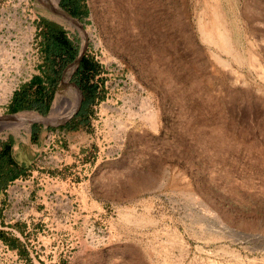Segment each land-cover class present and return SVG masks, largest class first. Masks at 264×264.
Wrapping results in <instances>:
<instances>
[{
	"label": "rangeland",
	"instance_id": "rangeland-1",
	"mask_svg": "<svg viewBox=\"0 0 264 264\" xmlns=\"http://www.w3.org/2000/svg\"><path fill=\"white\" fill-rule=\"evenodd\" d=\"M84 2L78 26L59 0H0V115L38 73L42 18L104 87L85 125L0 129L24 167L0 264H264V0Z\"/></svg>",
	"mask_w": 264,
	"mask_h": 264
},
{
	"label": "trees",
	"instance_id": "trees-1",
	"mask_svg": "<svg viewBox=\"0 0 264 264\" xmlns=\"http://www.w3.org/2000/svg\"><path fill=\"white\" fill-rule=\"evenodd\" d=\"M59 6L79 20L87 14L84 0H59ZM38 27L40 51L46 55H44L46 57V71L42 78L32 76L31 79L20 84L12 92V103L9 107L11 113L20 110H36L41 114H46L60 75L61 66L69 61L71 63L77 56V54L74 55L76 51L74 41L67 37L61 26L42 18ZM74 72L82 82L83 99L77 113L60 126L63 129H75L80 125H85L92 113V106L102 101L104 97L103 81L100 77L102 69L91 56L83 54ZM71 80L75 82L73 76ZM76 96L75 90L69 89L61 94L59 105H63L66 111L71 110L75 104ZM41 129L39 124L30 125L29 139L31 142H38ZM10 146L9 142L2 143L0 149V191L7 181L24 174L23 165L10 158Z\"/></svg>",
	"mask_w": 264,
	"mask_h": 264
},
{
	"label": "water",
	"instance_id": "water-1",
	"mask_svg": "<svg viewBox=\"0 0 264 264\" xmlns=\"http://www.w3.org/2000/svg\"><path fill=\"white\" fill-rule=\"evenodd\" d=\"M50 10L71 21L72 23L80 26V22L77 18L71 16L68 12H66L65 10H63L60 7H56V8H50ZM79 59V57H78ZM66 67L69 66V62H66ZM77 65V61L74 65V67H72L70 69V72L72 74V76L75 78V82H76V90H77V98H76V102L75 105L73 106V108L70 110V112L68 114H66L65 116H56L58 113L56 112H51L50 108L48 109L47 113L45 115H38V114H33L30 112H25V111H17V112H13V113H9V114H4V115H0V129L3 128L4 126H6V120H18L21 122H26L28 125H31L33 123L36 124H40L43 127H47V126H56V125H60V124H64L65 122H67L68 120H70L78 111L82 99H83V88H82V82L80 80V78L75 74L74 72V68ZM23 112L27 113V114H23Z\"/></svg>",
	"mask_w": 264,
	"mask_h": 264
},
{
	"label": "crops",
	"instance_id": "crops-1",
	"mask_svg": "<svg viewBox=\"0 0 264 264\" xmlns=\"http://www.w3.org/2000/svg\"><path fill=\"white\" fill-rule=\"evenodd\" d=\"M48 20H51V19H48ZM51 21H53V20H51ZM53 22H55V21H53ZM56 24H58L57 22H55ZM59 25V24H58ZM59 26H61V25H59ZM62 27V26H61ZM62 29H63V27H62ZM64 30V29H63ZM65 31V30H64ZM66 33V32H65ZM67 35V34H66ZM68 37V36H67ZM69 38V37H68ZM70 39V38H69ZM39 55H40V58H41V60H40V63H38L37 64V66H36V69H37V71H38V73H36V74H34V75H32V76H38V77H41L42 78V76L44 75V72L46 71V64H45V54H43L41 51H39ZM45 55V56H44ZM78 56H79V54H77V56H76V58L71 62V63H69V66H68V69H65L64 70V72H63V75H62V79H61V81H60V84H59V88H58V95H57V97H56V100L54 101V102H56L58 105H59V102L61 101V94L62 93H65V92H67L69 89H74L75 90V93H77V90H76V83L74 82V81H72L71 80V78H72V74H70V69L74 66V62H75V60L78 58ZM31 76V77H32ZM31 77H30V79H31ZM43 80V79H42ZM63 82H65V85L62 87L61 86V84L63 83ZM56 87V86H55ZM54 95V94H53ZM53 98V97H52ZM76 98H77V96H76ZM53 102V103H54ZM76 102V101H75ZM11 103H12V94H11V96L9 97V99L7 100V102H6V105H5V110H6V113L5 114H9V113H11V112H9V107H10V105H11ZM51 103V102H50ZM53 103H52V105H53ZM52 105H51V107H52ZM75 105V104H74ZM49 107H50V104H49ZM49 107H48V109H49ZM51 109V108H50ZM34 111H36V110H34ZM48 111V110H47ZM51 111V110H50ZM36 113L38 114V115H45V114H41L40 112H38V111H36ZM47 113V112H46ZM24 115L26 114V113H23ZM9 143H10V145H11V142L10 141H8ZM3 143H7V142H3ZM2 148V143H0V149ZM9 155H10V158H11V160L13 159L12 158V156H11V146H10V153H9ZM14 160V159H13ZM15 161V160H14ZM16 162V161H15ZM15 179V178H14ZM12 180H9V181H7L6 182V184L8 183V182H11ZM6 184H5V186H6ZM4 186V187H5Z\"/></svg>",
	"mask_w": 264,
	"mask_h": 264
},
{
	"label": "flooded vegetation",
	"instance_id": "flooded-vegetation-1",
	"mask_svg": "<svg viewBox=\"0 0 264 264\" xmlns=\"http://www.w3.org/2000/svg\"><path fill=\"white\" fill-rule=\"evenodd\" d=\"M6 203L7 195L5 194V189L3 188L0 191V243L6 245L7 248L16 251L14 240L17 241L19 239L14 233L9 231L8 228H13L16 230L17 228L15 226L17 221L9 220L10 222H7V220H5L7 209L9 208Z\"/></svg>",
	"mask_w": 264,
	"mask_h": 264
},
{
	"label": "bare ground",
	"instance_id": "bare-ground-1",
	"mask_svg": "<svg viewBox=\"0 0 264 264\" xmlns=\"http://www.w3.org/2000/svg\"><path fill=\"white\" fill-rule=\"evenodd\" d=\"M50 7H52V6H50ZM70 22V21H69ZM225 39V38H224ZM79 57V56H78ZM78 60V58L75 60V62H74V64L76 63V61ZM3 85H1V86H3V90H4V94H6V92H7V90H8V88H9V86H11V84H12V82L10 81V83L9 84H6V83H2ZM65 85V82H63L62 84H61V86L63 87ZM1 97L2 96H0V99H1ZM4 100V96L2 97V101ZM0 256L2 257V256H5V257H8V258H10V259H13V261H15L16 260V252L14 251V250H12V249H9V248H7L6 247V245H4V244H2V243H0ZM15 263V262H14ZM16 264V263H15Z\"/></svg>",
	"mask_w": 264,
	"mask_h": 264
}]
</instances>
